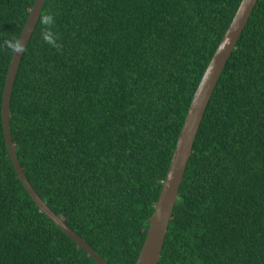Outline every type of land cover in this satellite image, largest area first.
Segmentation results:
<instances>
[{
	"label": "trees",
	"instance_id": "16d2710c",
	"mask_svg": "<svg viewBox=\"0 0 264 264\" xmlns=\"http://www.w3.org/2000/svg\"><path fill=\"white\" fill-rule=\"evenodd\" d=\"M242 0H45L10 102L17 156L110 264H136L193 96ZM36 0H0V264H99L40 210L3 96ZM56 17L59 47L42 38ZM15 45V47H13ZM158 264H264V0L205 111Z\"/></svg>",
	"mask_w": 264,
	"mask_h": 264
},
{
	"label": "water",
	"instance_id": "95a60500",
	"mask_svg": "<svg viewBox=\"0 0 264 264\" xmlns=\"http://www.w3.org/2000/svg\"><path fill=\"white\" fill-rule=\"evenodd\" d=\"M259 0H242L234 18L217 47L210 63L193 96L185 122L181 129L177 145L163 181V186L155 205V211L150 219V227L144 246L136 264H158L162 256L169 224L180 196V187L187 170L188 163L194 152V142L197 138L205 111L208 107L217 83L230 59L236 44L244 31L249 18ZM45 0H36L31 9L30 16L23 29L15 48L13 59L9 68L3 96V123L7 145L14 167L27 191L37 206L51 218L63 231L80 244L99 264H110L86 239L78 234L65 220L55 213L48 203L29 181L23 166L17 156L10 125V102L16 74L22 60L24 51L33 34L40 17ZM20 49L21 51H16Z\"/></svg>",
	"mask_w": 264,
	"mask_h": 264
},
{
	"label": "clouds",
	"instance_id": "9594fccd",
	"mask_svg": "<svg viewBox=\"0 0 264 264\" xmlns=\"http://www.w3.org/2000/svg\"><path fill=\"white\" fill-rule=\"evenodd\" d=\"M41 23L44 26V30L42 31L43 40L53 47H59L58 43V34L53 31V28L56 24V17L52 13H45L41 18ZM15 47V45H13ZM16 51H21L17 48Z\"/></svg>",
	"mask_w": 264,
	"mask_h": 264
}]
</instances>
